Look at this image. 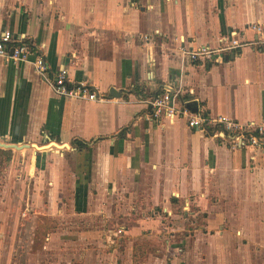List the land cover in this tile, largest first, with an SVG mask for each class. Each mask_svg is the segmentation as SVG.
Returning <instances> with one entry per match:
<instances>
[{
  "label": "crops",
  "instance_id": "1",
  "mask_svg": "<svg viewBox=\"0 0 264 264\" xmlns=\"http://www.w3.org/2000/svg\"><path fill=\"white\" fill-rule=\"evenodd\" d=\"M256 24L264 25V0H0V36H22L53 73L66 67L71 83L105 98H61L34 59L0 61V138L26 143L33 160L48 157L46 177L35 181L47 190L35 197L54 205L36 210L64 217L69 205L90 222L79 241L100 250L87 264H133L142 241L155 248L144 264H264V150L238 148L215 128L193 131L187 119L158 121L148 104L182 89L201 114L264 125ZM223 38L244 47L221 63L186 55L218 49Z\"/></svg>",
  "mask_w": 264,
  "mask_h": 264
},
{
  "label": "rangeland",
  "instance_id": "2",
  "mask_svg": "<svg viewBox=\"0 0 264 264\" xmlns=\"http://www.w3.org/2000/svg\"><path fill=\"white\" fill-rule=\"evenodd\" d=\"M48 137L50 136L46 134L44 140L46 141ZM0 143L26 145L16 140L2 138ZM29 150V147L22 150L0 147V264H87V261L90 262L89 260L94 257L93 252L100 250L95 248L96 250L92 252L88 251L89 245L79 241V235L84 234L87 237L89 231L86 227L90 222L68 213L69 205L64 217L51 215L47 218L38 214L36 210L38 206L42 207V211L43 209L46 211L44 213H49L52 212L54 205L53 200L46 198L45 201L39 202L35 197L39 192L43 193L47 190V187H44L45 183L41 184L43 186L38 190L39 187L35 185V181L46 177L49 162L47 156L40 161L33 160L34 151L29 153ZM8 151L12 152L10 161L5 155ZM36 151L38 152L37 149ZM31 161L35 167L39 166V168L36 174L32 170L34 172L29 175L26 167ZM79 203L74 202L75 209L84 210L85 205L78 206ZM78 214L83 213L78 212ZM77 227H81L82 231H78ZM59 230L60 240L56 238L57 240L52 241L51 238H54ZM144 243L147 242L142 241L137 244L141 249L138 253V261L142 264L145 263L149 251L152 252V249H155L152 243ZM80 245H82L81 248H79ZM113 246L115 247V244ZM113 250L114 248H111L109 253L111 254ZM113 259L117 264L123 263L121 259L119 261ZM132 261L134 264V253Z\"/></svg>",
  "mask_w": 264,
  "mask_h": 264
},
{
  "label": "built area",
  "instance_id": "3",
  "mask_svg": "<svg viewBox=\"0 0 264 264\" xmlns=\"http://www.w3.org/2000/svg\"><path fill=\"white\" fill-rule=\"evenodd\" d=\"M259 38L254 45L264 50V25H251ZM244 47L236 39L223 38L218 49L203 46L196 50L188 51L187 56L192 62L221 63L224 54ZM34 59L32 65L35 72L52 87L54 93L64 99H77L82 101L100 102L105 98L94 91L84 81L71 83L66 67L53 73L50 70L42 53L25 41L22 36H14L10 31L0 36V61L5 64H19ZM182 89L168 90L160 96L149 100L148 104L152 117L158 121L162 119L170 122L175 119H187L190 129L196 132H205L215 128V135L224 139H231L238 148L256 147L264 150V125L242 126L228 117H210L201 113L192 114L186 109V100L182 97Z\"/></svg>",
  "mask_w": 264,
  "mask_h": 264
},
{
  "label": "water",
  "instance_id": "4",
  "mask_svg": "<svg viewBox=\"0 0 264 264\" xmlns=\"http://www.w3.org/2000/svg\"><path fill=\"white\" fill-rule=\"evenodd\" d=\"M110 94L112 97H121V93H118L115 89H111ZM186 109L189 110L192 114H198L199 109L196 103H188L186 105ZM23 147H28L26 145H22ZM0 147L6 148V149H16L18 150V146L16 145H7L0 143Z\"/></svg>",
  "mask_w": 264,
  "mask_h": 264
},
{
  "label": "trees",
  "instance_id": "5",
  "mask_svg": "<svg viewBox=\"0 0 264 264\" xmlns=\"http://www.w3.org/2000/svg\"><path fill=\"white\" fill-rule=\"evenodd\" d=\"M204 116H208V114H206V113H204L203 114ZM50 134H51V138H52V140L54 141V140H56V138H55V136H54V134L52 133V132H50ZM264 137V136H263ZM57 140H59V138L57 139ZM73 145L76 147V148H78V149H83V148H85L87 145H86V143H83V142H81V141H74L73 142ZM5 155H7L8 156V161H10V158L12 157L11 155H12V152L11 151H8V152H6L5 153ZM141 249H140V247H138V245H136L135 246V249H134V264H142L140 261H138V253H139V251H140ZM143 254V253H142Z\"/></svg>",
  "mask_w": 264,
  "mask_h": 264
}]
</instances>
